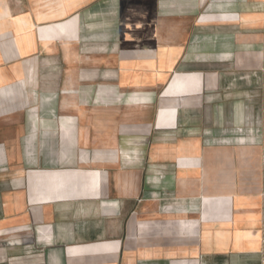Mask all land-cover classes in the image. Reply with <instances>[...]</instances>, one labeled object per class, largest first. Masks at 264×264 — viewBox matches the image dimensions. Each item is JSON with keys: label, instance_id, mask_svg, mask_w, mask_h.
Masks as SVG:
<instances>
[{"label": "crops", "instance_id": "obj_1", "mask_svg": "<svg viewBox=\"0 0 264 264\" xmlns=\"http://www.w3.org/2000/svg\"><path fill=\"white\" fill-rule=\"evenodd\" d=\"M0 264H264V0H0Z\"/></svg>", "mask_w": 264, "mask_h": 264}]
</instances>
